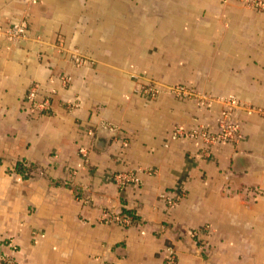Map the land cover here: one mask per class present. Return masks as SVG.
<instances>
[{"label": "crops", "instance_id": "crops-1", "mask_svg": "<svg viewBox=\"0 0 264 264\" xmlns=\"http://www.w3.org/2000/svg\"><path fill=\"white\" fill-rule=\"evenodd\" d=\"M20 19L25 40L0 36V254L165 264L172 246L177 264H264V8L0 0L4 29ZM222 122L242 137H174Z\"/></svg>", "mask_w": 264, "mask_h": 264}, {"label": "built area", "instance_id": "built-area-1", "mask_svg": "<svg viewBox=\"0 0 264 264\" xmlns=\"http://www.w3.org/2000/svg\"><path fill=\"white\" fill-rule=\"evenodd\" d=\"M245 4L252 8L263 9L264 8V0H244ZM29 30L28 21L26 19H20L18 22L12 24L7 29H4L0 25V36L7 37L11 42L17 43L23 41L27 38ZM78 63H81V59L76 58ZM69 80H66L67 83ZM173 92L183 93L184 96H192L194 95L193 91H189L185 87L176 86L171 88ZM38 87L35 85L30 88L27 94V100L34 105V108L37 110L44 112L47 111L50 107L49 101L46 99L44 101L38 102L37 100ZM220 131L217 134L212 135L208 131H205L203 128L194 127L191 130L178 129L174 135V137H201L205 142L214 143L217 141H226V140H238L240 139L241 133L240 128L237 125L222 122L220 123ZM82 153H84L82 151ZM118 183L123 182H136V178L133 175H119L117 176ZM182 194L180 192L176 193L175 199H180ZM118 222L123 224H128L129 219L127 217H117L115 219ZM9 251L0 254V264H19L14 256V246L9 243L8 244ZM166 258L165 264H177V256L176 251L172 246H168L166 248Z\"/></svg>", "mask_w": 264, "mask_h": 264}, {"label": "trees", "instance_id": "trees-1", "mask_svg": "<svg viewBox=\"0 0 264 264\" xmlns=\"http://www.w3.org/2000/svg\"><path fill=\"white\" fill-rule=\"evenodd\" d=\"M23 170H25V168L21 164H18L17 165V171L22 173ZM23 173H25V172H23ZM125 215L129 219V221L136 219L135 216H134V214H131V213L126 212Z\"/></svg>", "mask_w": 264, "mask_h": 264}]
</instances>
